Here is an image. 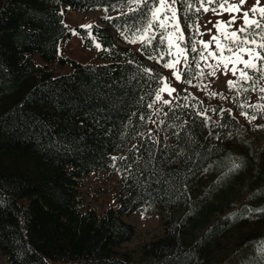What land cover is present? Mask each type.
<instances>
[{
	"label": "trees",
	"instance_id": "16d2710c",
	"mask_svg": "<svg viewBox=\"0 0 264 264\" xmlns=\"http://www.w3.org/2000/svg\"><path fill=\"white\" fill-rule=\"evenodd\" d=\"M130 7L121 0H0V253L7 264H204L220 238L236 248L258 240L264 196L250 208L230 204L219 216L193 203L205 172H224L226 137L237 127L229 113L209 126L200 101L176 100L162 108L157 136L147 132L166 58H148L164 51L155 40L138 51L125 42L144 24ZM67 8L118 12L89 30L74 28L85 47H92L89 34L98 40L103 64L58 56L72 35L63 23ZM56 61L71 73L55 75L47 64ZM108 169L122 174V185L116 207L97 213L79 188ZM225 176L222 191L234 180L227 169ZM153 206L162 232L121 252L135 236L123 217Z\"/></svg>",
	"mask_w": 264,
	"mask_h": 264
},
{
	"label": "rangeland",
	"instance_id": "374dc122",
	"mask_svg": "<svg viewBox=\"0 0 264 264\" xmlns=\"http://www.w3.org/2000/svg\"><path fill=\"white\" fill-rule=\"evenodd\" d=\"M256 3L257 0H246V3L241 7V11L234 14L242 15L243 11H249V18H251L250 9ZM259 4L260 7H264V0H259ZM117 13V11L106 13L104 10L82 12L69 8L65 11L63 10V23L72 28V35L69 40L59 47L58 56L80 64H103L104 61L96 57V53L100 49L98 40L89 34L92 47H85L83 40L74 28L89 30L95 24H102V20L106 17L110 18ZM227 16V12L221 17L213 15L212 12H207L203 13L199 23L204 24L209 19L213 21L225 19ZM257 18H259V13H257ZM195 19L196 17L193 21ZM237 23H242V21ZM88 25H91V27H85ZM180 26L184 31L186 40L189 35H191V39L194 42L207 41L209 39L207 29L203 27L200 29L201 32L205 33L202 36L197 34L194 29L189 33V29L184 27V19L182 17H180ZM207 28H211L213 33H216V29L213 28L212 24H207ZM135 34L139 35V31ZM115 38L117 40V35H115ZM125 42L129 43L128 40ZM129 45L134 51H138L143 44L137 42L129 43ZM163 46L165 49L166 45ZM197 47L199 48L200 45L197 44ZM212 47L215 48V45ZM175 51L174 49V53ZM160 53L166 58V62L174 58V55L169 56L163 50H160ZM192 55L196 54L191 53L189 56L188 65L191 66V70L177 65V68L187 71L191 84L176 80L171 69L165 68L163 65L160 68L163 78H167V83L177 91L172 92L171 95H168L167 92H160L162 100L153 103V112L148 122L147 132L154 137L157 136L155 130L161 121L162 108L165 105L171 106L176 100H179L181 104L187 103L191 99L200 101L208 111L206 120L209 126L215 124L216 115L222 114L224 111L229 113L231 118L237 123V127L226 137L228 154L225 159L226 163L219 169V171L224 170V172L222 175H218L217 170L206 171L195 184L192 191L193 203L197 206H202L204 211L208 206H212L210 213L205 211L210 216L212 214L214 216L221 215L223 209L230 204L235 206L234 208L257 206L259 205V200L264 196V191L259 195L257 192L258 186L260 184L263 186L264 184V99H261L264 96V92L260 91L264 88V77H261L260 73L250 72L249 75L253 78L252 80L246 83L241 81L235 88L229 89L227 81L230 79L237 80V77L233 76L231 72L225 76L220 70H217L216 76H208L207 73L211 69L204 67L203 62L201 67H203L205 75L200 77L199 69L195 67L191 60ZM244 59L247 60V56ZM33 61L38 65H44L38 55H34ZM207 63L215 64L216 61L209 58ZM47 65L57 76L68 74L72 71L69 64H62L59 61ZM239 66L243 67V65ZM229 67H231V64ZM193 76L196 78H192ZM245 88L248 91H244ZM213 93H216V95H212ZM163 100H168L170 103L164 104ZM241 113H247V116ZM251 117H255V119H250ZM226 169L228 170V175L233 177L234 180L230 189L222 191L221 186L225 182L222 181V178L226 177ZM226 182L228 183V181ZM82 184L79 188L80 197L85 204L95 209L97 213H101L108 208L116 207L115 199L122 185V174L113 169H108L85 177ZM251 192L256 196H254V201L250 204L248 196ZM123 220L134 227L135 236L131 242L124 245L121 252L135 249L153 241L163 229L159 218L158 206L144 208L124 216ZM259 223L258 232H260V235L257 241L252 242L250 245L236 248L232 241L220 238L216 245L212 247L204 264H255L258 256L257 247L264 241V219ZM0 264H7L6 257L1 253Z\"/></svg>",
	"mask_w": 264,
	"mask_h": 264
},
{
	"label": "snow or ice",
	"instance_id": "6c2138e0",
	"mask_svg": "<svg viewBox=\"0 0 264 264\" xmlns=\"http://www.w3.org/2000/svg\"><path fill=\"white\" fill-rule=\"evenodd\" d=\"M121 3L135 5L134 8L130 7L129 11L139 13L137 19L142 18L144 21L143 26L138 30L139 35L134 33L131 38L128 36L124 38L129 43L140 42L146 47L151 45L154 40L156 47L166 45L164 51L169 56L174 55V58L163 63V67L171 69L176 80L191 84L187 71L181 70V68L191 70V66L188 65L191 53L196 54L191 56V60L199 69L200 77L205 75L203 67H201L202 62L204 67L211 69L207 73L208 76L214 77L217 70H220L225 76L231 72L233 76L237 77V80L227 81L229 89L235 88L241 81L246 83L252 80L250 72L260 73V76L264 77V7H260L259 0L250 9L251 18H249V11H243L242 15L234 14L241 11L246 0H121ZM177 4L183 9L179 15ZM207 12H212L218 17L224 16V13L227 12L228 16L225 19L215 21L209 19L204 24L199 23L203 13ZM257 13H259V18H257ZM181 16L184 18L185 27L189 29V33L194 29L197 34L202 36L205 34L200 31L203 27L207 29L209 39L194 42L189 35L186 40L180 26ZM193 16L196 17L195 21L192 19ZM238 21H242V23H237ZM207 24H212L216 33H213L211 28H207ZM85 27L90 28L91 25ZM197 44L200 45L199 48ZM213 45L215 48L212 47ZM245 56H247V60L244 59ZM148 58L157 63L164 60V56L161 54L150 55ZM209 58L215 60L216 63H207ZM230 64L231 67H229ZM177 65H181V68H177ZM239 65H243V67ZM144 71L151 72L152 70L145 68ZM160 82L163 86L156 93L152 103L162 100L160 92H167L168 95H171L172 92L177 91L167 83V78H161ZM244 91H248V89L245 88ZM260 91L264 92V88ZM212 95H216V93ZM261 99H264V96ZM162 102L170 103L168 100ZM241 114L247 116V113ZM250 119H255V117ZM257 253L255 264H264V241L257 247Z\"/></svg>",
	"mask_w": 264,
	"mask_h": 264
}]
</instances>
